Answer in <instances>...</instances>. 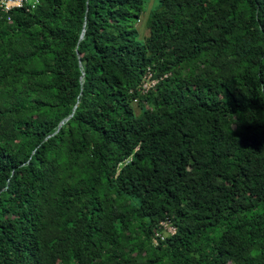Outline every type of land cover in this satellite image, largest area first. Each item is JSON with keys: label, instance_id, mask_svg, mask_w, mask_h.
<instances>
[{"label": "trees", "instance_id": "1", "mask_svg": "<svg viewBox=\"0 0 264 264\" xmlns=\"http://www.w3.org/2000/svg\"><path fill=\"white\" fill-rule=\"evenodd\" d=\"M148 2L0 11V264H264V0Z\"/></svg>", "mask_w": 264, "mask_h": 264}, {"label": "built area", "instance_id": "2", "mask_svg": "<svg viewBox=\"0 0 264 264\" xmlns=\"http://www.w3.org/2000/svg\"><path fill=\"white\" fill-rule=\"evenodd\" d=\"M38 5V0H0V11L7 14L11 10L24 9L25 11H31ZM153 81L150 80V74L146 72L144 76V81L141 84V91L145 93L149 87L153 85ZM162 227L163 234L159 232L154 233V238L152 239L153 245L156 244L157 239L162 240L165 235H171L174 233V228L167 223H160Z\"/></svg>", "mask_w": 264, "mask_h": 264}, {"label": "rangeland", "instance_id": "3", "mask_svg": "<svg viewBox=\"0 0 264 264\" xmlns=\"http://www.w3.org/2000/svg\"><path fill=\"white\" fill-rule=\"evenodd\" d=\"M151 5H152V0H149L147 6L145 8V12H144L140 22L137 24V31H138V37L139 38H143L147 35V31L145 29L144 23H145L147 13H148Z\"/></svg>", "mask_w": 264, "mask_h": 264}, {"label": "water", "instance_id": "4", "mask_svg": "<svg viewBox=\"0 0 264 264\" xmlns=\"http://www.w3.org/2000/svg\"><path fill=\"white\" fill-rule=\"evenodd\" d=\"M82 32H83V31H82ZM82 32H81V34H80V37H79V38H81V37H82ZM70 116H71V115H70ZM70 116H69V117H70ZM64 121H66V119H65ZM61 123H62V122H61ZM61 123H60V124H61ZM58 127H59V126H58Z\"/></svg>", "mask_w": 264, "mask_h": 264}]
</instances>
